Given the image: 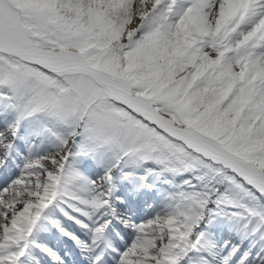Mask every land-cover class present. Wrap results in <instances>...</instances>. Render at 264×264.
Instances as JSON below:
<instances>
[{
    "label": "snow or ice",
    "instance_id": "obj_1",
    "mask_svg": "<svg viewBox=\"0 0 264 264\" xmlns=\"http://www.w3.org/2000/svg\"><path fill=\"white\" fill-rule=\"evenodd\" d=\"M0 264H264V0H0Z\"/></svg>",
    "mask_w": 264,
    "mask_h": 264
}]
</instances>
